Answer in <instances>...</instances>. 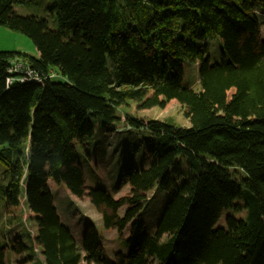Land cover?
Instances as JSON below:
<instances>
[{
    "label": "trees",
    "instance_id": "16d2710c",
    "mask_svg": "<svg viewBox=\"0 0 264 264\" xmlns=\"http://www.w3.org/2000/svg\"><path fill=\"white\" fill-rule=\"evenodd\" d=\"M25 1L0 0V26L28 36L38 52H0V148L15 155L5 212L28 210L44 264H89L103 249L92 224L77 241L53 183L88 198L105 229L120 234L131 224L130 251L114 264H264V39L256 13L264 0H54L57 30L19 15ZM208 38L221 41L220 63H211ZM16 62L41 81L9 83ZM186 63L198 64L200 91L185 86ZM129 101L137 110L177 101L189 127L122 120ZM122 121L146 135L150 165L125 164L129 192L115 198L87 186L78 147L99 125L113 133ZM155 189L169 200L149 235L141 211ZM8 247L17 256L30 250L19 235L6 247L0 240V264Z\"/></svg>",
    "mask_w": 264,
    "mask_h": 264
},
{
    "label": "rangeland",
    "instance_id": "374dc122",
    "mask_svg": "<svg viewBox=\"0 0 264 264\" xmlns=\"http://www.w3.org/2000/svg\"><path fill=\"white\" fill-rule=\"evenodd\" d=\"M54 6V0H26L23 4L16 5L15 9L19 15L34 16L46 19L55 30L58 29V20L55 13L50 9ZM258 20L261 25V35L264 39V6L257 10ZM206 44L209 47L211 63H220L223 60V48L218 38H208ZM0 52H19L32 56L37 55V49L28 36L20 31L12 30L6 26H0ZM20 63V62H18ZM56 81H64L60 76ZM185 86L200 91L198 79V65L186 63L185 65ZM134 102L129 101L127 106L119 110L122 120L125 116L140 119H152L169 121L177 127H189V121L185 117L184 107L177 101L170 102L164 109L154 107L147 110H137ZM144 132H139L125 126L122 121L117 125L113 133H104L100 127L94 138L84 146L78 147V155L81 166L85 172L87 186L90 188H102L107 190L115 198H121L128 194L129 186L124 181L122 169L125 164H132L137 169H146L150 160L143 148ZM10 148H0L2 157L0 159V240L3 246H9L11 239L19 235L25 246L30 248L22 254V257L15 254L8 247L6 250L7 264H44L39 249L34 251L32 235L37 231V224L30 218V213L25 208L17 215L10 216L5 212V190L9 183V164L14 159V153ZM55 202L58 210L64 214L63 222L70 226L76 235L77 241L81 242V233L87 225L92 224L102 236L103 249L101 260L89 264H114L116 255L119 252L127 254L130 247L127 241L130 237L131 224L122 233L115 230H107L103 226L101 215L94 209L88 198L79 199L70 194L66 189L60 188L54 183L51 184ZM167 194L161 189H155L148 195L141 211L145 223L146 234L153 235L156 226L168 202ZM24 202V201H23ZM126 208L121 210L124 215ZM224 224V220L221 224ZM84 264H87L86 262Z\"/></svg>",
    "mask_w": 264,
    "mask_h": 264
},
{
    "label": "built area",
    "instance_id": "2783aa9c",
    "mask_svg": "<svg viewBox=\"0 0 264 264\" xmlns=\"http://www.w3.org/2000/svg\"><path fill=\"white\" fill-rule=\"evenodd\" d=\"M9 74L11 75L8 79L9 83H12L14 80H18L20 82L25 81H37L40 82V78L37 77L33 72L30 71L27 67H25L22 63L16 62L9 69Z\"/></svg>",
    "mask_w": 264,
    "mask_h": 264
},
{
    "label": "crops",
    "instance_id": "0c3cea01",
    "mask_svg": "<svg viewBox=\"0 0 264 264\" xmlns=\"http://www.w3.org/2000/svg\"><path fill=\"white\" fill-rule=\"evenodd\" d=\"M37 55H38V53H37ZM36 55V56H37ZM197 64V63H196ZM198 65V64H197ZM56 203V202H55ZM70 227V226H69ZM71 228V227H70ZM72 229V228H71ZM15 256H17V255H15ZM18 257H22V255L21 256H17L16 258H18ZM43 259V258H42ZM6 264H7V262H6ZM19 264V263H18Z\"/></svg>",
    "mask_w": 264,
    "mask_h": 264
}]
</instances>
